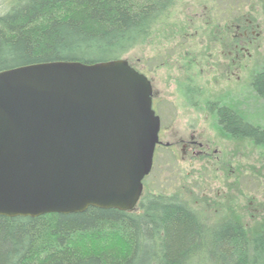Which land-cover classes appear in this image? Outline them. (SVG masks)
<instances>
[{"label":"trees","instance_id":"16d2710c","mask_svg":"<svg viewBox=\"0 0 264 264\" xmlns=\"http://www.w3.org/2000/svg\"><path fill=\"white\" fill-rule=\"evenodd\" d=\"M175 1L1 0L0 71L123 58ZM251 85L264 100V70ZM215 116L224 137L264 149L263 127L225 105ZM141 198L130 212L0 215V264H264V230L250 235L233 219L209 223L177 195Z\"/></svg>","mask_w":264,"mask_h":264},{"label":"water","instance_id":"95a60500","mask_svg":"<svg viewBox=\"0 0 264 264\" xmlns=\"http://www.w3.org/2000/svg\"><path fill=\"white\" fill-rule=\"evenodd\" d=\"M152 94L125 58L0 71V215L133 210L160 144Z\"/></svg>","mask_w":264,"mask_h":264},{"label":"rangeland","instance_id":"374dc122","mask_svg":"<svg viewBox=\"0 0 264 264\" xmlns=\"http://www.w3.org/2000/svg\"><path fill=\"white\" fill-rule=\"evenodd\" d=\"M205 2L176 0L145 44L123 56L152 80L161 139L171 144L156 148L144 195H177L207 222L233 219L256 235L264 230V149L224 137L209 109L220 103L264 128V100L251 85L264 70V0H246L247 13L187 18ZM236 25L249 29L248 40ZM191 137L201 152L183 147Z\"/></svg>","mask_w":264,"mask_h":264},{"label":"flooded vegetation","instance_id":"af4514ba","mask_svg":"<svg viewBox=\"0 0 264 264\" xmlns=\"http://www.w3.org/2000/svg\"><path fill=\"white\" fill-rule=\"evenodd\" d=\"M245 1L246 0H207V2L201 3V10L197 11L195 13H191V15H188L187 18H198V17H209V16H220V15H231V14H242V13H247L246 11V6H245ZM198 5V3H197ZM236 29L237 30H241V33L239 34L238 37L241 38H246L248 40V34H249V29L247 27H243V31L241 26L236 25ZM226 40L228 41V50H229V55L232 56L233 54L235 55V48L238 46L234 45V36L232 33V28L228 27V29H226ZM198 34V33H197ZM218 44V43H217ZM219 52V51H218ZM221 53V52H220ZM149 78V77H148ZM150 82H151V86L153 87L152 84V80L149 78ZM154 96V87H153V94H152V98ZM155 101L153 98V109H155ZM221 104L219 103H215L213 102L210 106H205L206 108H210V113L212 116L216 117V112L220 109ZM208 110V111H209ZM156 114H157V110L155 109ZM203 111V110H202ZM158 115V114H157ZM160 118V116H158ZM161 120V119H160ZM217 121V120H216ZM162 122V120H161ZM218 124V122H217ZM218 126V125H217ZM160 134H159V142L160 145L157 146V148H159L160 146H169L170 147V143H164L162 142L161 139V135L164 131H162V127L160 126ZM181 143L183 144V147L188 149L189 152H191L192 154H194L196 151L201 152L198 148L202 147V143L198 142L197 140H194L193 137H191L189 140H186L184 138H182V140H180ZM172 150V148H171ZM195 150V151H194ZM173 152V150H172Z\"/></svg>","mask_w":264,"mask_h":264}]
</instances>
